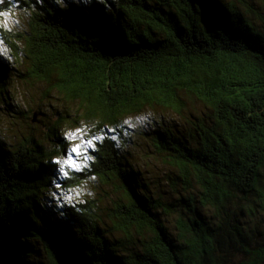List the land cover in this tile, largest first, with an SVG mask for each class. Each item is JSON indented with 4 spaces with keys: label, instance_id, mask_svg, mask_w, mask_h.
<instances>
[{
    "label": "trees",
    "instance_id": "16d2710c",
    "mask_svg": "<svg viewBox=\"0 0 264 264\" xmlns=\"http://www.w3.org/2000/svg\"><path fill=\"white\" fill-rule=\"evenodd\" d=\"M243 4L18 0L30 29L18 34L24 47L7 44L30 65L16 76L80 103L74 122L101 138L79 172L56 163L69 146L64 114L44 138L9 146L0 134V264H264V14ZM12 67L0 57V112L15 105ZM192 102L211 115L188 137L156 131L154 147L184 191L167 202L108 130L148 107L183 117ZM91 178L105 197L74 198Z\"/></svg>",
    "mask_w": 264,
    "mask_h": 264
},
{
    "label": "rangeland",
    "instance_id": "374dc122",
    "mask_svg": "<svg viewBox=\"0 0 264 264\" xmlns=\"http://www.w3.org/2000/svg\"><path fill=\"white\" fill-rule=\"evenodd\" d=\"M5 1L0 0V3ZM7 1H12L15 5L10 10L0 12V57L7 59L13 66L9 85L13 88L15 105L5 112H0V134L3 142L9 146L14 145L20 141L23 135L27 134L44 138L60 114H64L67 118L60 129V133L69 142V146L61 162L71 170L85 171L89 167V152L94 147V141L101 138L100 134L89 135L92 126L84 120H81L79 124L74 122L75 119H79L82 113L80 103L65 102V99L57 91L51 92V96L48 98L47 93L51 90L50 85L37 80L26 81L16 76L21 72H26L30 64L24 54L16 57L15 51L7 44V40L14 41L21 48L24 47L25 44L19 41L18 34L26 35L29 31L31 13L28 9L20 8L17 5L18 0L16 2L15 0ZM231 1L236 2L241 7L244 5L243 1H246L255 10L264 14V0ZM5 13L6 16L3 15ZM19 111L27 112L28 117L27 115H20ZM34 112L39 114L36 123L31 122ZM208 113V108L197 102L189 104L183 117L160 107H148L140 113L127 117L120 130H116L115 133L110 132L108 135L110 138L115 135L114 141L121 154L130 161L137 171L141 172L142 179L148 184V192L156 197H162L164 201L174 202L180 195L184 194V191H175L172 183L177 178V174L165 163L163 157L157 153L154 147L156 131L172 129L182 138H186L194 132L193 127L195 123H198L197 119L206 114L210 116L211 114ZM70 134H72L71 137ZM87 141H91V145ZM77 145L81 148L83 155H76L72 152V148ZM69 157L75 161L77 169L68 165ZM103 188L106 189L104 186L102 187L98 179L91 178L87 183L75 189L73 197L101 199L108 192ZM203 212L209 215L206 211ZM165 223L171 235L175 236V217L165 218ZM262 235L264 236V234ZM260 239H262L261 235H259L258 240Z\"/></svg>",
    "mask_w": 264,
    "mask_h": 264
},
{
    "label": "snow or ice",
    "instance_id": "6c2138e0",
    "mask_svg": "<svg viewBox=\"0 0 264 264\" xmlns=\"http://www.w3.org/2000/svg\"><path fill=\"white\" fill-rule=\"evenodd\" d=\"M3 15L6 16L7 14L5 13V14H3ZM108 131L111 132V133H115L116 130H115V129H110V130H108ZM71 135H72V134H70V137H71ZM113 139H115V135H113ZM87 143H88L89 145H91L92 142H91V141H87ZM72 152H73L74 154H76V155H83V152H82L81 148H80L78 145L72 148ZM56 163H57V164H61L62 162H61V161H56ZM67 163H68V165H69L70 167H72V168H74V169H77V165H76L75 161L72 160L71 157L68 158ZM61 171H63V168H61Z\"/></svg>",
    "mask_w": 264,
    "mask_h": 264
},
{
    "label": "water",
    "instance_id": "95a60500",
    "mask_svg": "<svg viewBox=\"0 0 264 264\" xmlns=\"http://www.w3.org/2000/svg\"><path fill=\"white\" fill-rule=\"evenodd\" d=\"M38 116H39L38 113H35L34 114L33 123H36L38 121L37 120L38 119Z\"/></svg>",
    "mask_w": 264,
    "mask_h": 264
}]
</instances>
